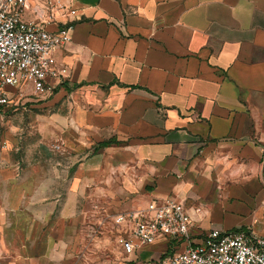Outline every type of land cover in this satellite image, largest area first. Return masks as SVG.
<instances>
[{
    "label": "crops",
    "instance_id": "crops-1",
    "mask_svg": "<svg viewBox=\"0 0 264 264\" xmlns=\"http://www.w3.org/2000/svg\"><path fill=\"white\" fill-rule=\"evenodd\" d=\"M72 5V40L55 53L67 74L51 89L67 99L51 121L92 156L69 180L53 164L0 174V264H68L89 179L100 223L117 200L123 211L171 195L188 207L195 240L212 228L264 234V0ZM66 20L58 11L49 28ZM111 246L122 264H161L171 249L163 239L130 255Z\"/></svg>",
    "mask_w": 264,
    "mask_h": 264
},
{
    "label": "built area",
    "instance_id": "built-area-1",
    "mask_svg": "<svg viewBox=\"0 0 264 264\" xmlns=\"http://www.w3.org/2000/svg\"><path fill=\"white\" fill-rule=\"evenodd\" d=\"M74 0H0V116L28 95L42 94L67 74L56 51L72 40L76 14ZM31 11L33 18L25 13ZM62 11L67 20L51 29ZM110 216L114 244L123 255L158 240L171 249L161 264H264V234L248 229L212 228L195 240L190 233L191 215L186 204L174 196L153 198L145 205Z\"/></svg>",
    "mask_w": 264,
    "mask_h": 264
},
{
    "label": "rangeland",
    "instance_id": "rangeland-1",
    "mask_svg": "<svg viewBox=\"0 0 264 264\" xmlns=\"http://www.w3.org/2000/svg\"><path fill=\"white\" fill-rule=\"evenodd\" d=\"M66 99L67 94L61 96L54 89L25 96L17 105L6 108L7 111L0 116V174L8 173L14 179L27 174L37 175L41 174L45 164H53L64 169L53 171V175L69 180L77 164L91 158V152H73L69 145L74 146L75 137L71 136L66 143L61 123L51 121L56 113L65 110ZM89 171L85 170L84 176L90 177ZM69 183L67 195L70 197L76 190ZM96 188L91 179L85 180L78 216L72 219L69 228L68 264H122L118 256L108 249L114 245L112 230L117 227L114 219L106 216L103 223L97 219L100 204L94 194ZM120 203L117 200L112 210L108 208L109 214L121 210ZM98 225L100 229L96 231Z\"/></svg>",
    "mask_w": 264,
    "mask_h": 264
},
{
    "label": "trees",
    "instance_id": "trees-1",
    "mask_svg": "<svg viewBox=\"0 0 264 264\" xmlns=\"http://www.w3.org/2000/svg\"><path fill=\"white\" fill-rule=\"evenodd\" d=\"M112 142H114V139H111V140H104V141L99 142V143L96 145V147H95V151L98 150V149L101 148V147L108 146V145L111 144Z\"/></svg>",
    "mask_w": 264,
    "mask_h": 264
}]
</instances>
